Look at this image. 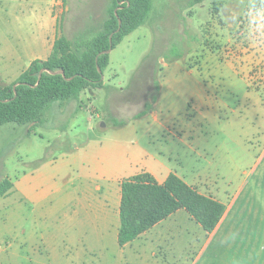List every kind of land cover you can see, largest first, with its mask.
I'll return each instance as SVG.
<instances>
[{
  "label": "rangeland",
  "instance_id": "1",
  "mask_svg": "<svg viewBox=\"0 0 264 264\" xmlns=\"http://www.w3.org/2000/svg\"><path fill=\"white\" fill-rule=\"evenodd\" d=\"M189 1L152 0L145 23L109 52L101 88L81 93L77 101L52 103L40 125L2 124L0 181L69 148L109 141L123 161L142 147L136 169L145 156L156 154L199 193L220 201L226 221L211 237L181 209L121 247L116 180L98 181L102 192L76 179L75 188L37 205L0 196V264H189L206 237L211 251L235 240L238 245L241 219L264 217V59L254 57L249 67L241 58L257 48L245 38V0ZM111 2L0 0V85L12 82L32 59L45 57L43 41L53 28L55 36L91 38ZM175 50L181 52L177 59ZM116 120L126 123L115 126ZM120 129L117 142L113 137ZM93 164L98 169L100 162ZM56 178L61 182L63 174ZM107 190L115 197L101 224L85 226L84 243L94 250H84L80 238L68 239L76 228L69 230L65 222L66 207L76 206L79 196L100 204ZM166 235L174 237L165 241ZM221 259L206 255L199 264Z\"/></svg>",
  "mask_w": 264,
  "mask_h": 264
},
{
  "label": "trees",
  "instance_id": "2",
  "mask_svg": "<svg viewBox=\"0 0 264 264\" xmlns=\"http://www.w3.org/2000/svg\"><path fill=\"white\" fill-rule=\"evenodd\" d=\"M202 1L190 0L189 4ZM151 3L152 0H112L108 17L91 38L83 34L71 39L64 35L56 36L46 59L32 60L12 82L0 85V126L9 122L40 125L45 110L52 103L77 101L84 90L101 88L102 74L109 63V52L104 51L113 49L126 35L145 23ZM180 56L181 52H173L174 58ZM42 68L62 70L63 74L44 71L38 78ZM156 91L158 86L155 87ZM156 99L157 95L154 94L152 102ZM144 106L148 108L149 103ZM141 115L137 114L136 117ZM125 123L126 120H116L114 125ZM10 187L8 179H2L0 195H5ZM181 209L205 232L212 231L224 213V205L220 201L199 193L174 173H169L162 183H158L148 172L122 179L117 233L119 246L138 238Z\"/></svg>",
  "mask_w": 264,
  "mask_h": 264
},
{
  "label": "crops",
  "instance_id": "3",
  "mask_svg": "<svg viewBox=\"0 0 264 264\" xmlns=\"http://www.w3.org/2000/svg\"><path fill=\"white\" fill-rule=\"evenodd\" d=\"M55 38L56 36L53 28L52 37H46L43 41L42 52H45L46 55L45 57L38 59H46L48 57ZM241 55H243L241 58L246 62V64L249 67H252V64L254 63V57L255 59H257L258 57L264 59V48L257 46V48L252 49L251 53H243ZM164 65L168 66V63L164 62ZM260 83H263L264 85V81ZM89 89L84 90L82 93L87 96V92ZM153 112L154 111H152L151 113ZM97 114H90V116L93 117ZM153 116V122H157L156 115ZM157 123L161 128H164L163 123ZM121 135L122 129L117 130L116 135L113 138H115L117 142H121L122 140L119 139L121 138ZM108 142L109 141L104 142L103 140H96L94 142L89 141L83 147L79 146L69 148L66 151H62L57 157L47 159L39 165L35 166V168L33 169H25L19 174L15 175H5V178H7L11 183V187L7 190V193L5 195L0 196L9 197L11 195H15L16 199L19 202L28 201L33 205H37L50 198V196H52L53 194H58L60 191H65L67 188H70V185L75 188L73 180L76 179H81L85 182L87 181V184L93 186L95 191L102 192L103 185L98 183V181H103L104 183H106L112 180H116L118 196L116 205L118 206L119 214L120 182L122 179L140 172H148L156 179L158 183H162L169 173H173L171 167H169L165 161L160 160V158H158L156 154L153 153H149V155L145 156L144 159L141 160L140 167H137L136 169L134 164L138 161H136L135 157L137 155V152L143 150L142 147H135L134 149L136 150H133L134 154L132 155V158H127L126 161H123L121 159V156H119L117 153L118 148L110 146ZM116 157H119V159H115ZM94 161L96 163L98 161L100 162L98 169L94 167ZM60 173L63 174L61 182L59 178H56ZM174 174L184 180L188 185H193L190 184L184 176L180 174L178 175L177 172ZM90 179H95L97 180V182L91 184ZM82 190H87V188L82 187L81 192ZM105 192L106 195H109H105V197H103V200L100 201V204L98 202H96V204H92L91 201L88 200V198L85 196V198L83 196H79L76 201L74 199L76 196H71L70 193V200L74 199V205L76 206L71 205L66 207L65 222L69 225V230H73V228L76 229L74 232H70L68 239L74 241L75 238H80L79 240H81L82 248L84 250H94L93 246L88 243H84L85 240H87L88 232V227L85 226H97L101 224L104 220L105 212L109 208V198L115 197L113 194H111V192H108V190ZM168 218L169 216L166 219ZM222 221H224V218H220L215 228L210 231L211 237L214 236L216 231H218L220 225L222 224ZM234 221L236 220H228V223L237 224V222ZM239 224L241 225V227L239 233L240 243L238 245L235 240L230 244L229 247H226L224 249H214L211 251L209 249H206V245L208 243L206 242V237L205 242L200 245L196 252H193V257H191V262L189 264H199L200 260L206 255H210L211 257L216 258L222 257L221 261L215 264H222L223 262L224 264H254V258L255 264H264V217L258 216L255 220L250 218H242ZM72 234L75 235L72 236ZM206 234L207 233L205 232L204 235ZM173 237V235H166L165 241L172 240ZM227 238L229 239V237ZM157 248L161 249L162 247L158 246ZM153 254H155V252H153Z\"/></svg>",
  "mask_w": 264,
  "mask_h": 264
},
{
  "label": "clouds",
  "instance_id": "4",
  "mask_svg": "<svg viewBox=\"0 0 264 264\" xmlns=\"http://www.w3.org/2000/svg\"><path fill=\"white\" fill-rule=\"evenodd\" d=\"M246 35L253 45L264 48V0H245Z\"/></svg>",
  "mask_w": 264,
  "mask_h": 264
},
{
  "label": "water",
  "instance_id": "5",
  "mask_svg": "<svg viewBox=\"0 0 264 264\" xmlns=\"http://www.w3.org/2000/svg\"><path fill=\"white\" fill-rule=\"evenodd\" d=\"M116 10H117V9L114 10L115 15H116ZM119 23H120V21H119ZM110 50H111V49L109 48L108 50H105L104 52H109ZM97 57H98V56H97ZM97 57H96V59H97ZM97 69L100 70L99 67H97ZM44 71H47L48 73H51V74H57V73L63 74V71H62V70L52 71V70H48V69H46V68H42V69L39 71V73H38V78H40L42 72H44ZM15 86H16V84L13 85V88H15ZM103 126H105L104 122L101 123V127H103Z\"/></svg>",
  "mask_w": 264,
  "mask_h": 264
}]
</instances>
